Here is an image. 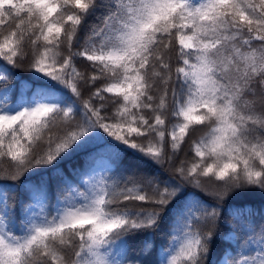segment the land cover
Wrapping results in <instances>:
<instances>
[{
  "label": "snow or ice",
  "instance_id": "snow-or-ice-1",
  "mask_svg": "<svg viewBox=\"0 0 264 264\" xmlns=\"http://www.w3.org/2000/svg\"><path fill=\"white\" fill-rule=\"evenodd\" d=\"M0 61V264H264V0H0Z\"/></svg>",
  "mask_w": 264,
  "mask_h": 264
},
{
  "label": "trees",
  "instance_id": "trees-1",
  "mask_svg": "<svg viewBox=\"0 0 264 264\" xmlns=\"http://www.w3.org/2000/svg\"><path fill=\"white\" fill-rule=\"evenodd\" d=\"M3 61H0V65H3ZM9 71L12 72L15 76H18L22 79H30V73L27 72L25 70L24 67L21 68H11V66H9ZM2 86V85H0ZM57 132L54 129L53 130V135H56ZM43 147V145L41 146V148ZM187 146H185L186 149ZM38 151H40V149H38ZM180 158L184 159V154L183 152H181L180 154ZM132 166L134 168H136L138 171L141 172H147L149 174H152L153 171V166L151 164H148L146 162L140 161H133L132 162ZM11 172V165L8 163V161L5 159L4 161L0 162V174H5V173H9ZM0 183H7V184H11V181H0ZM18 183H23V180L19 181ZM205 199H208L210 202L211 198L210 197H205ZM245 204H250L254 209L258 208L260 205V197L259 195H246L243 197H235L234 195H229L228 197L225 198L224 202H223V208H224V218L226 221H230L231 217L228 216L227 214V209L230 207H242ZM135 206V205H132ZM257 226H259V224L261 223L260 219L257 218ZM144 239V235H139L137 236V238L134 241H130V244L132 246V254L139 256L140 255V248L142 246V241ZM167 240L168 237L166 235H163L161 233H157L155 235V239L153 240V246H154V251L151 252V254L148 256L149 260H156L157 258V254H158V250L160 248L161 244H164L165 246L167 245ZM224 247L223 244H219L217 246V254L219 252L220 249H222Z\"/></svg>",
  "mask_w": 264,
  "mask_h": 264
}]
</instances>
